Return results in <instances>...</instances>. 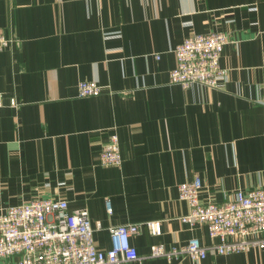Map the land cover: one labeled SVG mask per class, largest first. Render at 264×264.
<instances>
[{"label":"crops","instance_id":"0c3cea01","mask_svg":"<svg viewBox=\"0 0 264 264\" xmlns=\"http://www.w3.org/2000/svg\"><path fill=\"white\" fill-rule=\"evenodd\" d=\"M209 31L228 38L221 85L170 83L172 47ZM0 33L12 39L0 50V211L64 198L88 211L103 249L108 225L141 223V258L120 264H264V248L149 256L154 243L211 240L178 218L179 183L199 176V198L214 202L264 186V0H0ZM81 80L104 88L78 95ZM112 132L121 164L101 165Z\"/></svg>","mask_w":264,"mask_h":264},{"label":"built area","instance_id":"2783aa9c","mask_svg":"<svg viewBox=\"0 0 264 264\" xmlns=\"http://www.w3.org/2000/svg\"><path fill=\"white\" fill-rule=\"evenodd\" d=\"M12 39L0 33V50ZM227 35L221 31L191 33L172 47L175 65L169 71V82L188 88L194 84L218 87L228 69L220 64V55ZM159 57L158 54L155 55ZM103 85L93 80H81L78 95H97ZM2 92L0 91V106ZM10 105H17L15 98ZM98 161L101 165L121 164L118 135L112 132L102 145ZM201 179L178 184V196L187 205V211L178 218L190 225L203 223L211 239L203 243L197 237L169 248L162 243L150 245L149 256L167 259L189 257L203 259L207 253H231L264 248V186L246 190L237 189L222 202L201 201ZM106 210L111 212L109 200ZM154 234L160 233V221H146ZM98 227L100 223L97 222ZM141 223L108 225L110 247L96 246L88 211L85 208L69 210L64 198H36L9 205L0 211V264H120L139 260L131 235L138 233ZM16 258L11 259V257Z\"/></svg>","mask_w":264,"mask_h":264}]
</instances>
